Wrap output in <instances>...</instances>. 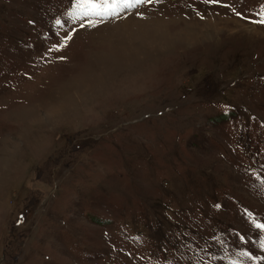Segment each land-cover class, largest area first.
I'll return each mask as SVG.
<instances>
[{"label":"rangeland","instance_id":"rangeland-1","mask_svg":"<svg viewBox=\"0 0 264 264\" xmlns=\"http://www.w3.org/2000/svg\"><path fill=\"white\" fill-rule=\"evenodd\" d=\"M263 3L0 0V264H264Z\"/></svg>","mask_w":264,"mask_h":264},{"label":"snow or ice","instance_id":"snow-or-ice-1","mask_svg":"<svg viewBox=\"0 0 264 264\" xmlns=\"http://www.w3.org/2000/svg\"><path fill=\"white\" fill-rule=\"evenodd\" d=\"M144 2H150V0H77L76 7L81 10L82 15L103 17L113 15L121 5L132 7L134 3L141 4ZM258 22L264 23V12L261 13V20ZM256 227L264 229V224H256Z\"/></svg>","mask_w":264,"mask_h":264},{"label":"trees","instance_id":"trees-1","mask_svg":"<svg viewBox=\"0 0 264 264\" xmlns=\"http://www.w3.org/2000/svg\"><path fill=\"white\" fill-rule=\"evenodd\" d=\"M223 117L226 118V115H224V114L223 115H220V118L221 119H223Z\"/></svg>","mask_w":264,"mask_h":264}]
</instances>
